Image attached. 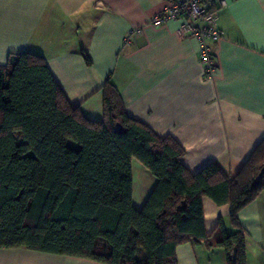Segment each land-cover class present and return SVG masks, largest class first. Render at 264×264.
Returning a JSON list of instances; mask_svg holds the SVG:
<instances>
[{
  "label": "trees",
  "instance_id": "obj_1",
  "mask_svg": "<svg viewBox=\"0 0 264 264\" xmlns=\"http://www.w3.org/2000/svg\"><path fill=\"white\" fill-rule=\"evenodd\" d=\"M87 63L90 58L83 53ZM103 117L73 106L44 58L22 51L0 65V248H25L103 264H176V247L222 248L246 264L238 213L264 188V139L234 176L216 162L192 174L185 151L125 112L117 89L102 86ZM155 184L133 204L132 161ZM229 207L208 234L202 200Z\"/></svg>",
  "mask_w": 264,
  "mask_h": 264
},
{
  "label": "crops",
  "instance_id": "obj_2",
  "mask_svg": "<svg viewBox=\"0 0 264 264\" xmlns=\"http://www.w3.org/2000/svg\"><path fill=\"white\" fill-rule=\"evenodd\" d=\"M165 0H0V65L13 53L41 55L73 106L103 117L102 86L117 89L128 116L170 135L195 174L216 162L234 176L264 139V0H227L215 69L204 74L199 42L177 34L178 21L152 25ZM87 54L90 63L84 56ZM133 176V195H134ZM149 194V193H148ZM205 229L229 207L202 200ZM246 264H264V188L238 213ZM176 264H227L222 248L183 243ZM0 264H103L25 248H0Z\"/></svg>",
  "mask_w": 264,
  "mask_h": 264
},
{
  "label": "built area",
  "instance_id": "obj_3",
  "mask_svg": "<svg viewBox=\"0 0 264 264\" xmlns=\"http://www.w3.org/2000/svg\"><path fill=\"white\" fill-rule=\"evenodd\" d=\"M226 6L227 0H165L162 10L152 17L150 23L161 26L178 21V36H190L199 42L204 74L211 77L215 69L214 45L222 38L218 13Z\"/></svg>",
  "mask_w": 264,
  "mask_h": 264
},
{
  "label": "rangeland",
  "instance_id": "obj_4",
  "mask_svg": "<svg viewBox=\"0 0 264 264\" xmlns=\"http://www.w3.org/2000/svg\"><path fill=\"white\" fill-rule=\"evenodd\" d=\"M132 174L134 176L135 189L133 204L136 208H140L155 184V178L135 159L132 161Z\"/></svg>",
  "mask_w": 264,
  "mask_h": 264
},
{
  "label": "water",
  "instance_id": "obj_5",
  "mask_svg": "<svg viewBox=\"0 0 264 264\" xmlns=\"http://www.w3.org/2000/svg\"><path fill=\"white\" fill-rule=\"evenodd\" d=\"M264 174V167L261 169L258 177L256 178V180L254 181V184H257L260 180V178L262 177V175Z\"/></svg>",
  "mask_w": 264,
  "mask_h": 264
}]
</instances>
